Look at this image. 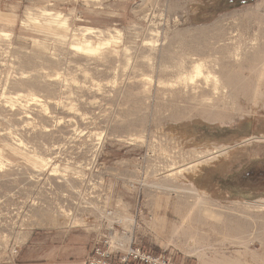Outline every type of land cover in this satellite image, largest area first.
<instances>
[{
    "label": "rangeland",
    "instance_id": "1",
    "mask_svg": "<svg viewBox=\"0 0 264 264\" xmlns=\"http://www.w3.org/2000/svg\"><path fill=\"white\" fill-rule=\"evenodd\" d=\"M260 27L264 0H0V260L40 228L94 236L111 208L183 264H264V99L182 118L200 96L174 67L191 39L225 29L248 49ZM193 199L209 203L199 220Z\"/></svg>",
    "mask_w": 264,
    "mask_h": 264
},
{
    "label": "bare ground",
    "instance_id": "2",
    "mask_svg": "<svg viewBox=\"0 0 264 264\" xmlns=\"http://www.w3.org/2000/svg\"><path fill=\"white\" fill-rule=\"evenodd\" d=\"M224 31L225 29L212 35L209 40L191 39L189 43L183 44L185 56L174 65L177 74V80H175V82L176 84L178 83V85L179 83H184L186 89L192 93V97L199 95L200 100L197 101L195 99V101L199 103L196 107L194 106L192 109L182 111L180 114L182 118H185V116L189 114L211 122L220 120V118L223 117L224 110H222L223 112L220 110L219 103L223 102L222 99L225 94H228L229 97L240 96L245 101L251 100L254 102L258 99H264V87L261 89L258 87L264 85V68L262 69L259 67L261 64L264 65V40L262 44L258 46H255L256 44L253 42L251 43L253 45L246 49L245 47L247 46L244 42H236L235 37H233L234 34L226 36L224 35ZM259 31H261V39H264V27ZM229 33L230 32H227V34ZM223 35L224 38H222ZM147 44L149 45V43ZM72 49L76 51L81 49L85 51L95 50L90 46L81 48L76 44H73ZM22 77L21 75L19 78ZM23 97H25L24 94L15 92L13 95H9L5 101H14V99L20 100ZM7 105H4V107ZM7 110L9 111V108ZM208 152L209 150H206V153ZM214 159L215 158L212 157L211 161H214ZM199 162L203 163L206 162V160ZM200 169L201 167L197 169L198 173L201 172ZM172 174L173 173H170L169 175ZM163 188L184 193L185 200L188 197H193V195H191L193 194L191 190L179 185L170 184L163 186ZM185 202V213L183 214L195 220H199L198 213L203 210L206 211L209 205L204 199H193L189 203L187 201ZM217 214L218 212L212 211L206 213V216L214 219V216ZM201 222L205 223L204 221ZM209 226L210 229H221L222 231L223 228H225V230L229 229L225 227V225H219L217 221L210 222ZM241 227L243 226L241 225Z\"/></svg>",
    "mask_w": 264,
    "mask_h": 264
},
{
    "label": "crops",
    "instance_id": "3",
    "mask_svg": "<svg viewBox=\"0 0 264 264\" xmlns=\"http://www.w3.org/2000/svg\"><path fill=\"white\" fill-rule=\"evenodd\" d=\"M91 223L59 224L30 231L21 239L16 254L0 264H83L88 255Z\"/></svg>",
    "mask_w": 264,
    "mask_h": 264
},
{
    "label": "built area",
    "instance_id": "4",
    "mask_svg": "<svg viewBox=\"0 0 264 264\" xmlns=\"http://www.w3.org/2000/svg\"><path fill=\"white\" fill-rule=\"evenodd\" d=\"M83 264H183L165 252L145 248L111 208L103 209L99 232Z\"/></svg>",
    "mask_w": 264,
    "mask_h": 264
}]
</instances>
